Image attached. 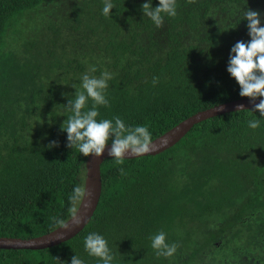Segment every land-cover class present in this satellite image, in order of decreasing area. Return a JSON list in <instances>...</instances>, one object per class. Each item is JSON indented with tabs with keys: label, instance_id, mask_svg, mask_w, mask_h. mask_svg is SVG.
I'll return each mask as SVG.
<instances>
[{
	"label": "trees",
	"instance_id": "obj_1",
	"mask_svg": "<svg viewBox=\"0 0 264 264\" xmlns=\"http://www.w3.org/2000/svg\"><path fill=\"white\" fill-rule=\"evenodd\" d=\"M262 1L178 0L157 28L141 11L147 0H112L108 17L104 0H0V236H39L70 217L87 157L66 146L63 106L83 91L82 74H113L97 119L145 125L154 139L245 98L226 67L231 47L250 40L245 10ZM249 110L202 120L159 153L105 158L89 222L51 247L0 248V264H70L74 254L98 264L84 250L90 232L108 240L114 264H264V127H248L259 117ZM159 231L178 244L173 257L151 248Z\"/></svg>",
	"mask_w": 264,
	"mask_h": 264
},
{
	"label": "clouds",
	"instance_id": "obj_2",
	"mask_svg": "<svg viewBox=\"0 0 264 264\" xmlns=\"http://www.w3.org/2000/svg\"><path fill=\"white\" fill-rule=\"evenodd\" d=\"M112 0H104L102 14L111 16L114 9ZM178 0H158V6H152V0H147L141 6L143 16L151 20L152 24L159 28L166 17L177 15ZM244 20L247 21L246 28L250 40L236 42L230 49L229 60L226 67L227 73L239 86V96L249 98L254 106L251 113H259V117L248 120V127L255 130L264 127L260 118H264V18L257 11L246 9ZM96 71L95 67L89 69L80 77V87L83 91H76L74 99H68L63 106V111L68 113L65 127L62 129L67 133V147L76 149L83 157L100 158L105 154L113 158L114 164L123 165L126 157L138 158L148 154L155 149L152 133L145 125L131 127L118 116L111 119H97L100 116L99 107H107L108 99L106 91L113 74L107 70L101 72L100 76L91 75ZM155 83V80H154ZM260 98L259 103H254ZM91 99L92 106L87 107ZM241 109H238L240 111ZM41 118L35 121L40 123ZM49 147L56 146L52 141ZM120 174L125 175V169L119 168ZM87 192L84 185H74L69 201L73 207L69 209L72 221L63 218H53L54 227L57 229H69L70 222L76 221L79 205L85 198ZM150 246L158 256L164 258L173 257L177 252L178 244L169 243L167 234L159 231L150 236ZM83 246L88 256L97 260L98 264H114L115 253L109 247L108 240L101 234L90 232L84 237ZM58 261V260H57ZM59 264L65 262L58 261ZM70 264H85L78 255L71 257Z\"/></svg>",
	"mask_w": 264,
	"mask_h": 264
},
{
	"label": "water",
	"instance_id": "obj_3",
	"mask_svg": "<svg viewBox=\"0 0 264 264\" xmlns=\"http://www.w3.org/2000/svg\"><path fill=\"white\" fill-rule=\"evenodd\" d=\"M259 100L260 98H257L254 103H259ZM253 106L254 104L249 102V98L245 97L221 102L200 110L181 120L161 135L152 139L156 150L148 154H156L171 147L183 135H185V133L190 130L194 124L202 120L238 109H252ZM107 157H109L107 155V146L105 154H103L100 158L91 156L87 157L84 174V186L87 194L84 200L77 206L78 213L76 221L70 222L68 230L57 229L56 227L47 233L30 238L0 236V248L43 249L57 245L76 235L89 222L97 206L101 194L100 165ZM66 221H72V217L70 216Z\"/></svg>",
	"mask_w": 264,
	"mask_h": 264
},
{
	"label": "rangeland",
	"instance_id": "obj_4",
	"mask_svg": "<svg viewBox=\"0 0 264 264\" xmlns=\"http://www.w3.org/2000/svg\"><path fill=\"white\" fill-rule=\"evenodd\" d=\"M260 2V1H259ZM257 8H258V10H259V12H260V14H261V17L262 18H264V0L259 4V6H257ZM240 10L241 9H239V7L237 6V7H235V9L233 10V12H232V16H234V15H237L239 12H240ZM228 17H227V13H226V19H227ZM231 19V18H230ZM229 18H228V21L230 20ZM220 24H223V22H221Z\"/></svg>",
	"mask_w": 264,
	"mask_h": 264
}]
</instances>
